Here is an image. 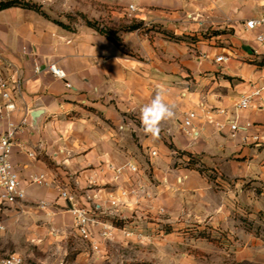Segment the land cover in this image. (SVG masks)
Here are the masks:
<instances>
[{
    "label": "crops",
    "instance_id": "obj_1",
    "mask_svg": "<svg viewBox=\"0 0 264 264\" xmlns=\"http://www.w3.org/2000/svg\"><path fill=\"white\" fill-rule=\"evenodd\" d=\"M78 4L83 13L111 12L141 26L120 31L117 43L86 22L65 27L33 9L0 10V76L11 86L21 84L10 118L19 122L29 116L12 155L23 180L32 173L50 177L58 172L60 180L67 174L81 191L94 180L103 199L111 193L125 203L124 212L136 205L141 191L153 190L148 172L155 180H168L171 161L188 160L190 155L227 179L264 181V91L250 108L234 107L252 84L264 82V45L244 24L264 14L262 0H78ZM130 4L136 9L130 10ZM221 54L229 59L217 61ZM49 63L64 69L66 78L51 72ZM158 92L173 106L174 116L162 121L153 136L145 131L141 112ZM3 104L0 93V108ZM218 107L228 113L209 112ZM188 111L196 112L194 135L183 126ZM236 115L241 123L254 122L247 135L232 136L228 122ZM7 121L0 111V135ZM218 122L225 126L220 129ZM253 134H259L258 141ZM128 161L139 171L128 170L115 180L109 165ZM176 171L188 187L200 189L205 184L200 171L199 177L185 165ZM26 189L25 204L41 199L66 203L52 183H26ZM17 207L0 206V222L7 224Z\"/></svg>",
    "mask_w": 264,
    "mask_h": 264
},
{
    "label": "rangeland",
    "instance_id": "obj_2",
    "mask_svg": "<svg viewBox=\"0 0 264 264\" xmlns=\"http://www.w3.org/2000/svg\"><path fill=\"white\" fill-rule=\"evenodd\" d=\"M30 1L55 22L74 26L92 19L113 37L120 38L131 22L106 11L83 13L78 0ZM184 165L198 177L200 171L204 186L185 185L176 171ZM147 175L153 190L141 191L134 207L114 216L134 235L118 231L94 252L76 234L64 204L32 202L12 208L11 220L0 230V254L19 253L27 264H264L263 180L227 179L191 155L171 161L168 180Z\"/></svg>",
    "mask_w": 264,
    "mask_h": 264
},
{
    "label": "built area",
    "instance_id": "obj_3",
    "mask_svg": "<svg viewBox=\"0 0 264 264\" xmlns=\"http://www.w3.org/2000/svg\"><path fill=\"white\" fill-rule=\"evenodd\" d=\"M262 1L264 2V0ZM129 8L130 10L136 9L133 4H130ZM244 24L246 30L256 32L255 36L257 41L264 45V14L250 17L245 20ZM228 59V56L222 54L216 57L217 61H226ZM35 69L37 72L41 70L38 64ZM48 69L59 78H66L65 70L55 63H49ZM66 84L70 86L69 82ZM20 85V81H17L15 86H11L7 79L0 76V93L4 98V104L1 106L0 111L4 112L8 118L7 128L5 132L0 135V206L6 204L22 207L27 200L26 183L39 185H48L52 183L58 188L59 197L66 202V209L72 213L73 226L76 230V234L83 241L87 242L94 252H100L103 242L111 241L118 231L126 236L134 235V231L131 228L126 224L118 223V220L114 218L115 215H121V213L124 212L125 203L122 202L119 197L111 193H109L107 198L103 199L98 193L96 181H90L89 186L81 191L68 180L67 174L60 180L58 172H52L50 177L48 173L40 172L30 174L28 180H23L21 178L12 160V155L14 149L20 146L18 134L28 125L29 116L26 114L19 122H15L10 118L11 112L16 109L15 93L20 92ZM263 91L264 82L261 84H252L251 90L241 96L235 103V109L239 111L250 108L253 101L261 97ZM209 112L219 114L228 113L227 110L220 107L211 108ZM195 118V111L186 112L183 118V126L186 133L189 135H194L193 128ZM228 124L232 136H235L239 132L247 135L248 129L255 125L254 122L251 121L241 123L237 115L231 118ZM217 125L222 129L225 123L218 122ZM252 137L254 141H258L260 138L259 134H253ZM24 150L29 156H36L34 151ZM152 153L156 154L155 151ZM109 167L114 172L115 180H118L120 176L128 170L132 173H137L139 171L137 164L130 161L119 166L110 164ZM141 189H144V187H141ZM127 192L126 189L122 190L123 195H126ZM36 203L40 207H46L52 204V202L44 199L38 200ZM4 228L5 225L0 222V230ZM0 264H27V262L21 254L13 252L0 255Z\"/></svg>",
    "mask_w": 264,
    "mask_h": 264
},
{
    "label": "clouds",
    "instance_id": "obj_4",
    "mask_svg": "<svg viewBox=\"0 0 264 264\" xmlns=\"http://www.w3.org/2000/svg\"><path fill=\"white\" fill-rule=\"evenodd\" d=\"M146 115L147 123H145ZM173 116V106L165 103L163 95L158 92L157 95L142 109L141 122L144 124L145 131L155 136L159 132L160 123L171 119Z\"/></svg>",
    "mask_w": 264,
    "mask_h": 264
},
{
    "label": "trees",
    "instance_id": "obj_5",
    "mask_svg": "<svg viewBox=\"0 0 264 264\" xmlns=\"http://www.w3.org/2000/svg\"><path fill=\"white\" fill-rule=\"evenodd\" d=\"M11 6H20L24 8H29L33 9L43 15L46 16V14L41 10V6L38 5L35 2H32L30 0H0V10L5 9ZM58 24L67 27L66 24L62 22H57ZM86 23L89 26H93L100 30L103 33H106L111 39H113L115 42L119 43L121 41V38L119 37H113L108 31H106L103 27L98 26V23L92 19H87ZM141 26V22L136 21L133 19L129 24L124 25V29L122 31H130V30H135Z\"/></svg>",
    "mask_w": 264,
    "mask_h": 264
},
{
    "label": "water",
    "instance_id": "obj_6",
    "mask_svg": "<svg viewBox=\"0 0 264 264\" xmlns=\"http://www.w3.org/2000/svg\"><path fill=\"white\" fill-rule=\"evenodd\" d=\"M39 113V111H36L34 114H35V116L37 115Z\"/></svg>",
    "mask_w": 264,
    "mask_h": 264
}]
</instances>
